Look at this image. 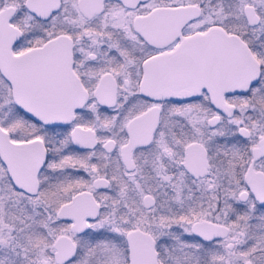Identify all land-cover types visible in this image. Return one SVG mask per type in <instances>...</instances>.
I'll return each instance as SVG.
<instances>
[{
  "label": "snow or ice",
  "instance_id": "1",
  "mask_svg": "<svg viewBox=\"0 0 264 264\" xmlns=\"http://www.w3.org/2000/svg\"><path fill=\"white\" fill-rule=\"evenodd\" d=\"M0 264H264V0H0Z\"/></svg>",
  "mask_w": 264,
  "mask_h": 264
}]
</instances>
